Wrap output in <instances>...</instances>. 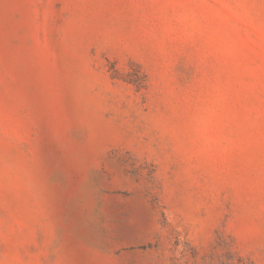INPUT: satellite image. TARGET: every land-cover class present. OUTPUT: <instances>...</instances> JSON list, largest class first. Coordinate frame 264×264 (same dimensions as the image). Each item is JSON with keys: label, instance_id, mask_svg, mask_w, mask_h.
I'll list each match as a JSON object with an SVG mask.
<instances>
[{"label": "rangeland", "instance_id": "374dc122", "mask_svg": "<svg viewBox=\"0 0 264 264\" xmlns=\"http://www.w3.org/2000/svg\"><path fill=\"white\" fill-rule=\"evenodd\" d=\"M0 264H264V0H0Z\"/></svg>", "mask_w": 264, "mask_h": 264}]
</instances>
